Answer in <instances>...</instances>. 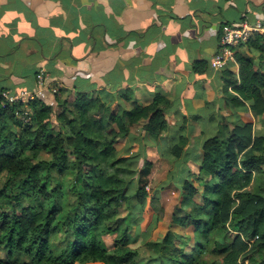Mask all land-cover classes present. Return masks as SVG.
Instances as JSON below:
<instances>
[{
    "label": "trees",
    "instance_id": "1",
    "mask_svg": "<svg viewBox=\"0 0 264 264\" xmlns=\"http://www.w3.org/2000/svg\"><path fill=\"white\" fill-rule=\"evenodd\" d=\"M248 43L264 54L262 34ZM236 60L237 77L221 70L223 93L233 107L251 100V112L204 141L198 172L180 185V214L161 240L143 244L132 200L148 197L153 164L133 168L116 144L139 121L157 140L172 101L156 94L127 110L82 91L55 106L0 97V264H264V135L252 134L253 117L264 114V73L244 53Z\"/></svg>",
    "mask_w": 264,
    "mask_h": 264
},
{
    "label": "crops",
    "instance_id": "2",
    "mask_svg": "<svg viewBox=\"0 0 264 264\" xmlns=\"http://www.w3.org/2000/svg\"><path fill=\"white\" fill-rule=\"evenodd\" d=\"M242 22L264 25V0H0V89L28 90L52 106L82 91L103 107L127 110L156 94L168 97L167 128L158 139L139 121L116 154L132 156L133 164H168L166 183L174 186L198 172L202 145L222 122L228 135L251 112V100L230 104L222 71L210 66L221 26ZM242 53L264 73V54L253 43L237 48L225 70L237 77ZM252 134L264 135V114L253 117Z\"/></svg>",
    "mask_w": 264,
    "mask_h": 264
},
{
    "label": "rangeland",
    "instance_id": "3",
    "mask_svg": "<svg viewBox=\"0 0 264 264\" xmlns=\"http://www.w3.org/2000/svg\"><path fill=\"white\" fill-rule=\"evenodd\" d=\"M136 168V164L132 165ZM168 164H154L150 181L147 185L148 197L142 205H137L132 200L135 217L132 222L135 225L133 234L137 238L139 244L145 241H159L166 233L172 223L174 215H179L180 204V185H168L166 180L170 171L166 172ZM167 182V183H166ZM164 188L160 189V185ZM167 184V185H166ZM135 184L129 185V189H133ZM233 236V235H232ZM110 241V239H107ZM54 243V242H53ZM226 244L225 241L219 240L218 245ZM56 251L63 247V243H54ZM157 259H146L144 264H157ZM97 264V263H96Z\"/></svg>",
    "mask_w": 264,
    "mask_h": 264
},
{
    "label": "built area",
    "instance_id": "4",
    "mask_svg": "<svg viewBox=\"0 0 264 264\" xmlns=\"http://www.w3.org/2000/svg\"><path fill=\"white\" fill-rule=\"evenodd\" d=\"M259 33L264 35V25L257 22L253 26L242 23H224L219 33V45L216 53L210 60V66L214 70H224L229 62L234 60L237 48L244 46L253 34ZM36 80L39 88H43L45 78L42 70L36 74ZM51 91L56 92L55 88ZM0 97L7 102H28L35 98L34 92L23 90L20 92H11L0 89Z\"/></svg>",
    "mask_w": 264,
    "mask_h": 264
}]
</instances>
